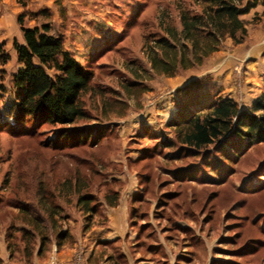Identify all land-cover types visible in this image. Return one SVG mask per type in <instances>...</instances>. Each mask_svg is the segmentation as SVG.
<instances>
[{
  "label": "rangeland",
  "instance_id": "1",
  "mask_svg": "<svg viewBox=\"0 0 264 264\" xmlns=\"http://www.w3.org/2000/svg\"><path fill=\"white\" fill-rule=\"evenodd\" d=\"M193 2L0 1V45L10 57L5 67L0 65V82L10 89L11 75L20 67L13 47L15 41L23 43L17 17L25 12L47 11L54 32L64 37L66 47L94 74L95 89L104 91L110 101L125 100L127 95L121 85L134 81L125 66L133 62L147 67L143 44L148 37L160 35L159 15L168 12L177 24V8L181 4L195 8ZM254 2L257 7L241 17L247 31L243 43L227 38L202 67L174 78L156 77L145 85L149 91L140 101L127 100L129 109L124 119L96 120L101 117V100L86 95V108L96 121L79 126L104 130L98 146L87 143L61 154L44 147L55 137L51 128L42 129L35 138L0 132V264H62L56 260L59 253L75 249L76 243L81 246L78 251L87 249L83 241L86 234L90 239L88 246L97 240L101 231L92 232L95 227L83 233L85 216L76 208V198L64 199L56 193L65 180L77 177L78 169L81 176L92 179L89 193L98 202L119 191V204L122 199L128 212V216L125 212L119 214L115 221L116 227L127 228L124 245L118 242L101 246L89 264H264V144L248 149L230 167L222 168L221 177L214 175L218 183L212 181L213 169L206 165L213 163L217 169L219 163L224 164L217 154L209 151L210 155L204 158L192 156L181 160L174 158L177 153L161 146L173 137L167 125L180 115L179 105L188 100L186 94L196 84L200 91L195 97L229 98L241 110L249 109L264 94V1L245 0V4ZM40 22L44 20L27 21L26 25L35 27ZM1 98L0 94V104L10 100V95ZM195 166L199 170L188 172ZM43 185L55 194L54 203L63 207L66 220L60 230H70L73 242L58 249L47 225L52 241L39 256V238L29 242L16 231L28 229L16 206L36 204L37 191ZM97 218L104 225L105 221ZM103 227H109V219ZM76 238H82V242H75ZM137 240L144 242L140 254ZM193 242L200 245L196 247ZM156 245L158 254L147 252L148 246ZM119 254L122 261L109 259ZM80 256L63 264H86Z\"/></svg>",
  "mask_w": 264,
  "mask_h": 264
},
{
  "label": "trees",
  "instance_id": "2",
  "mask_svg": "<svg viewBox=\"0 0 264 264\" xmlns=\"http://www.w3.org/2000/svg\"><path fill=\"white\" fill-rule=\"evenodd\" d=\"M193 6L195 8H187L181 4L177 8V24L170 13L164 11L159 15L157 30L160 35L148 37L143 44L142 52L147 67L128 63L125 69L134 81L121 85L127 99L111 98V101L106 98L104 91L95 89L94 74L66 47L64 37L54 32L49 12H25L19 15L17 23L23 35V43L15 41L13 47L20 67L11 75L10 89L5 87L4 82H0L1 99L10 95V100L0 104V132L35 138L42 129L51 128L55 131V137L46 142L44 147L61 154L87 143H92V147L98 146L104 137V130H86L79 126L81 123L100 118L102 121L124 119L129 109L128 101L132 98L140 101L149 91L145 85L156 77L174 78L202 67L206 60L219 51L227 38L238 44L243 43L247 31L241 17L249 15L257 3L245 4V0H194ZM40 19L44 22L35 27L26 25L27 21ZM9 61L10 57L0 45V65L5 67ZM1 78L4 79V75ZM196 85L194 90L190 88L189 93L187 91L188 100L179 105L180 115L167 125L173 137L165 140L161 146L177 153L174 158L181 160L192 156L201 158L210 155L209 151L217 154L225 163H219L217 169L213 168V163L207 162L206 165L212 167V181L218 183L214 175L221 177L222 168L230 167L248 149L264 144V94L249 109L241 110L229 98L211 100L195 97L200 91L199 84ZM89 94L101 100V117L96 120L84 102V97ZM213 160L215 167V156ZM193 170L199 168L192 167L188 172L193 173ZM76 174L74 179H67L60 184L56 193L64 199L76 198V208L85 216L82 231L86 234L94 227L106 225L108 218L105 210L119 205L120 192L105 195L104 201L100 203L89 193V182L92 179L81 176L79 169ZM54 199L55 194L49 193L43 185L37 191L36 204L16 206L18 216L28 227L16 231L22 233L25 239L28 238L29 242L36 236L39 238V256L46 252V247L52 241L47 225L58 249L73 242L70 230H60L66 220L65 211L61 205L54 203ZM135 201L134 197L131 204ZM97 216L105 221L104 225H100ZM193 244L198 247L200 242ZM143 245L144 242L137 240V249L141 250ZM147 252L158 254L160 250L157 245L148 246ZM119 255L109 259L122 261V255Z\"/></svg>",
  "mask_w": 264,
  "mask_h": 264
},
{
  "label": "crops",
  "instance_id": "3",
  "mask_svg": "<svg viewBox=\"0 0 264 264\" xmlns=\"http://www.w3.org/2000/svg\"><path fill=\"white\" fill-rule=\"evenodd\" d=\"M122 204H123V202L121 199V203L116 208H107L105 210V214H106L107 218L109 219V227H105L107 229H104V227H98V228L95 227V229H93L92 232H94L96 229H98L99 231H101V232H99L101 235L97 234L100 237L97 236V240H95L94 242L91 240L92 243H90L89 246H88L89 240H90L89 234L85 235V239L83 240L86 242V245H84V246L87 249L85 251H78V249L81 246H79V244L76 243L75 246H73V248H75V249H70V250L68 249L62 253H59L58 257H56L57 258L56 260L63 264V263H66L68 261L73 260L77 255H81L82 258H84V256L82 255L84 253V255L86 254V257L83 259V261H85L86 264H89L88 262L95 258L97 251L98 250L101 251L100 250L101 246L106 247L107 246L106 244H114V243H118V242H119V244L121 243V245H124V241L122 239L125 238V236H127V232H126L127 228L124 227V228L120 229L119 227L115 226V224H117L116 220L118 219L119 214L124 215L123 213L125 212V216H128L127 206H126V210H125V207L122 206ZM128 237H130V236H128ZM92 238H93V236H91V239ZM75 242H82V238H76ZM95 245L96 246L98 245L97 248L95 247ZM140 252H141V250L137 249V254H140ZM122 253L124 254V256H127V253L123 248H122ZM81 256H80V259H81ZM115 261H113V262H115Z\"/></svg>",
  "mask_w": 264,
  "mask_h": 264
}]
</instances>
